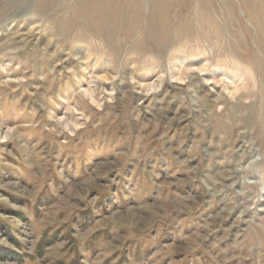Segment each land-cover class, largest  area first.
<instances>
[{"label": "rangeland", "instance_id": "rangeland-1", "mask_svg": "<svg viewBox=\"0 0 264 264\" xmlns=\"http://www.w3.org/2000/svg\"><path fill=\"white\" fill-rule=\"evenodd\" d=\"M0 264H264V0H0Z\"/></svg>", "mask_w": 264, "mask_h": 264}]
</instances>
